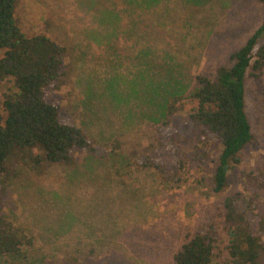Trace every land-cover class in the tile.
I'll return each mask as SVG.
<instances>
[{
  "label": "rangeland",
  "instance_id": "obj_1",
  "mask_svg": "<svg viewBox=\"0 0 264 264\" xmlns=\"http://www.w3.org/2000/svg\"><path fill=\"white\" fill-rule=\"evenodd\" d=\"M15 18L27 36L42 34L64 47L59 87L48 88L46 99L106 156L78 151L76 162L67 166L32 164L27 152L9 155L0 173V213L25 229L31 245L24 257L2 256L0 262L176 264L185 236L210 224L217 232L212 264H234L224 201L238 192L248 196L247 174L264 169V73L245 76L253 142L239 153V163H229L222 192L211 186L215 152L200 156L187 146L183 170L173 171L168 183L135 159L155 151L154 129L165 111L161 104L173 89L191 90L198 75L213 80L262 24L263 5L258 0H17ZM143 51L149 53L145 58ZM10 91L13 80H0L3 117Z\"/></svg>",
  "mask_w": 264,
  "mask_h": 264
},
{
  "label": "trees",
  "instance_id": "obj_2",
  "mask_svg": "<svg viewBox=\"0 0 264 264\" xmlns=\"http://www.w3.org/2000/svg\"><path fill=\"white\" fill-rule=\"evenodd\" d=\"M258 1L264 7V0ZM16 3L0 0V49L4 50L0 80L11 78L15 87L4 95L5 117L0 113V173L8 156L16 153L27 152V160L35 165L71 166L78 151L106 156L81 126L64 121L60 107L47 101L46 90L59 87L65 49L45 35L27 36L15 18ZM143 52L142 58L149 55ZM263 73L264 18L228 64L217 69L213 80L198 75L191 90L173 89L170 99L161 104L165 111L154 129L155 151L137 156L135 164L155 168L168 183L173 171L183 170L187 146L192 145L200 156L215 152L211 186L215 193L222 192L229 163H239V153L253 142L244 105L245 76L259 78ZM245 181L248 196L238 192L224 201L229 256L234 264H264V169L248 173ZM216 241L214 226L205 225L193 236H185L174 262L212 264ZM27 245L31 238L25 229L7 222L0 213V257L22 258Z\"/></svg>",
  "mask_w": 264,
  "mask_h": 264
}]
</instances>
